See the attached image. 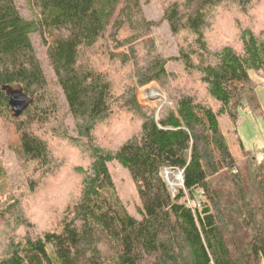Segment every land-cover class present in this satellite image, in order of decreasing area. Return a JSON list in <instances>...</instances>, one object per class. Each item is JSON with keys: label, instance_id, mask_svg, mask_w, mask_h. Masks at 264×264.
<instances>
[{"label": "trees", "instance_id": "obj_1", "mask_svg": "<svg viewBox=\"0 0 264 264\" xmlns=\"http://www.w3.org/2000/svg\"><path fill=\"white\" fill-rule=\"evenodd\" d=\"M23 1L31 18L18 0H0V115L14 128L20 157L42 176L53 174L59 167L39 130L57 118L56 86L77 134L65 138L85 149L89 164L75 169L79 187L55 220L8 238L0 264H264V156L241 145L234 157L219 124L227 117L235 125L241 109L264 120L256 94L264 85V34L237 25V41H222L215 24L222 8L245 16L260 0H163L161 20L182 40L173 58L146 38L157 23L145 18L140 0ZM33 36L47 47L53 83ZM172 60L188 84L155 115L136 90L176 80L167 70ZM109 64L131 67L134 83L115 82ZM11 92L30 100L19 114ZM116 114L136 126L115 148L103 147L93 133ZM112 162L135 186L138 219L117 196ZM164 170L183 171L174 197Z\"/></svg>", "mask_w": 264, "mask_h": 264}, {"label": "rangeland", "instance_id": "obj_2", "mask_svg": "<svg viewBox=\"0 0 264 264\" xmlns=\"http://www.w3.org/2000/svg\"><path fill=\"white\" fill-rule=\"evenodd\" d=\"M18 3L22 15L31 18L24 1L18 0ZM163 3V0H140L145 18L157 23V27L153 28L146 38L154 41L157 50L164 58H173L178 56L182 40L180 37L173 36L167 24L161 20ZM216 20L217 28L223 32L222 41L225 39L233 43L237 41V25L250 26L256 32L264 34V0L254 3L245 16L233 6L224 7ZM32 42L47 78L53 83L52 72L47 67V47L37 36L32 37ZM106 68L117 83L126 78H129L131 83L135 81L131 67L117 70L116 65L109 64ZM167 70L174 74L176 80L164 86L152 82L136 90L138 103L143 108L154 111L155 115L172 105L170 94H174L188 84L189 78L185 75L184 67L180 62L169 61ZM251 76L256 82L261 81L259 76L254 74ZM189 84H192L191 80ZM50 88L56 97L59 112L56 120L47 127L46 132L39 130V136L49 145L59 167L53 174L42 176L40 172H36L32 164L20 157L14 128L5 116L0 115V253L11 236H21L29 227L31 230L41 232L53 222L77 192L80 176L75 169L80 167L85 169L89 164L85 149L77 146L69 138H65L68 136L75 139L77 134L67 114L61 91L56 86L51 85ZM156 89L162 97H155L153 93ZM256 94L264 112V85L257 87ZM219 124L234 157L241 156L240 146L242 145L245 152H251L258 159L263 158L264 120L262 117L252 114L247 109H241L235 125L227 117H220ZM135 126L136 121L132 117L116 114L95 129L94 139L103 147L115 148ZM108 169L119 200L127 212L138 219L140 201L128 172L117 162L109 163ZM179 172L181 171L170 170L169 177L165 170L160 173L173 197L182 187V178L177 181L175 177ZM18 214L21 215L23 225L15 222V220L20 221L16 219Z\"/></svg>", "mask_w": 264, "mask_h": 264}, {"label": "water", "instance_id": "obj_3", "mask_svg": "<svg viewBox=\"0 0 264 264\" xmlns=\"http://www.w3.org/2000/svg\"><path fill=\"white\" fill-rule=\"evenodd\" d=\"M10 95H11L10 104L16 114L22 112L29 105L30 100L23 93L11 92ZM181 174H182V182H183V176H184L183 171H181Z\"/></svg>", "mask_w": 264, "mask_h": 264}, {"label": "bare ground", "instance_id": "obj_4", "mask_svg": "<svg viewBox=\"0 0 264 264\" xmlns=\"http://www.w3.org/2000/svg\"><path fill=\"white\" fill-rule=\"evenodd\" d=\"M153 94L155 95V97H158V96L162 97V95L160 94V92L157 89L154 90V93ZM165 172H166L167 177H169L170 170H165ZM175 177H176L177 181H179L180 178H182L181 172H179L178 174H176ZM171 184H174V183H171Z\"/></svg>", "mask_w": 264, "mask_h": 264}]
</instances>
